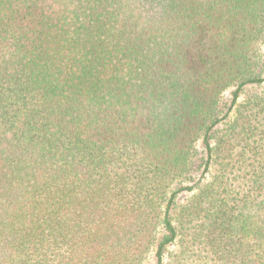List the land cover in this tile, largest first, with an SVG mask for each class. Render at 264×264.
I'll list each match as a JSON object with an SVG mask.
<instances>
[{
    "label": "trees",
    "instance_id": "16d2710c",
    "mask_svg": "<svg viewBox=\"0 0 264 264\" xmlns=\"http://www.w3.org/2000/svg\"><path fill=\"white\" fill-rule=\"evenodd\" d=\"M151 253L264 264V0H0V264Z\"/></svg>",
    "mask_w": 264,
    "mask_h": 264
},
{
    "label": "rangeland",
    "instance_id": "374dc122",
    "mask_svg": "<svg viewBox=\"0 0 264 264\" xmlns=\"http://www.w3.org/2000/svg\"><path fill=\"white\" fill-rule=\"evenodd\" d=\"M248 93H258L261 91V88H257V89H248ZM231 89L230 90H227L225 93H224V96H223V99L225 102L227 103H230V99H231ZM243 99V96L240 97L239 101L241 102V100ZM232 115V114H231ZM230 115V116H231ZM199 146H200V143H199ZM145 264H154V261H153V253H151L147 259V261L145 262Z\"/></svg>",
    "mask_w": 264,
    "mask_h": 264
}]
</instances>
